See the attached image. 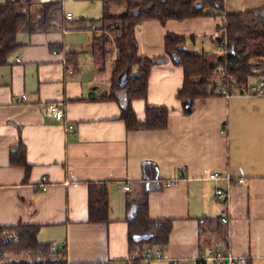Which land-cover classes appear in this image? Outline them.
<instances>
[{"label": "crops", "instance_id": "0c3cea01", "mask_svg": "<svg viewBox=\"0 0 264 264\" xmlns=\"http://www.w3.org/2000/svg\"><path fill=\"white\" fill-rule=\"evenodd\" d=\"M226 6L227 13H240L263 7L264 0H227ZM64 11L71 13L66 6ZM223 20L146 22L136 32L139 54L165 55L168 33L187 37L188 51V41H214ZM75 22L58 23L48 33L19 34L20 49L0 67V228L38 226V240L65 249L72 264H126V204L148 183L156 187L149 194L151 217L173 220L162 257L152 251L149 264H218L207 259L209 250L264 264V96L226 98L219 90L186 114L176 97L182 69L169 60L153 66L147 101L133 103L139 120L147 107L168 108L167 127L128 130L118 102L101 99L111 81L92 54L94 26ZM66 50L79 55L76 68L67 67ZM52 102L65 109L64 121L44 113ZM21 143L28 169L11 164ZM213 171L231 176L227 205L216 191L227 190L228 183L210 180ZM90 183L108 184L109 224L89 222ZM205 217L229 218L222 222L225 244L218 243L220 224L200 227Z\"/></svg>", "mask_w": 264, "mask_h": 264}, {"label": "trees", "instance_id": "16d2710c", "mask_svg": "<svg viewBox=\"0 0 264 264\" xmlns=\"http://www.w3.org/2000/svg\"><path fill=\"white\" fill-rule=\"evenodd\" d=\"M75 1L102 3L103 14L100 19L89 22L82 18L76 20L75 25L78 27L90 23L94 26L91 48L97 65L103 70L108 61L112 62L111 90L101 99L118 102L123 110L122 120L128 130H161L168 125L169 109L166 107H147L143 120H139L133 110L135 101H147L151 70L157 64L171 60L182 69L183 80L176 97L183 107L186 101H190V107H184L186 114L192 111L197 101L212 98L220 90V83L213 78V73L216 66L224 61L219 60V54L190 53L186 49L185 36L168 33L165 36V55L142 57L136 32L146 22L155 21L166 25L169 21L221 16L224 20L218 27L215 42L220 46L227 45L226 80H232L228 89L241 91L249 79L264 75V6L240 13H227L225 0ZM118 9L122 10L118 12ZM64 12L63 0H5L0 3V67L8 65L11 57L20 49L19 34L48 33L58 23L63 27L70 22ZM113 51L117 53L114 59ZM67 55V67L73 65L76 68L79 55L72 52ZM11 164L28 169L26 146L23 143L13 149ZM88 188L89 222L109 224L108 184L90 183ZM155 188L145 183L127 201L125 220L128 224L129 259L125 261L126 264H143L147 250L163 253L169 244L173 220L155 219L150 215L149 194ZM210 222L218 226L220 224L221 227L216 230L221 237L218 243L225 244L227 228L222 224L221 217H205L199 221L200 227ZM6 230L16 234L19 240L15 242L4 235ZM38 233L39 227L34 225L19 224L0 228V264H72L66 259L65 249H53V244L41 243Z\"/></svg>", "mask_w": 264, "mask_h": 264}, {"label": "built area", "instance_id": "2783aa9c", "mask_svg": "<svg viewBox=\"0 0 264 264\" xmlns=\"http://www.w3.org/2000/svg\"><path fill=\"white\" fill-rule=\"evenodd\" d=\"M43 2L49 1V0H42ZM66 19L68 21H73L74 16L72 13H67L66 14ZM220 55H224L225 57L222 59L224 62L223 64H218L214 70L213 73V78L220 83V93L226 98L232 97L234 95H243V96H264V75L260 74L255 77V80L252 81V78L249 79L248 83L244 85L241 89V91H232L228 89V86L232 83V80H226V72H227V57H228V52H227V45H223L219 47ZM70 50H66L65 54H68ZM55 54L58 53L57 51L54 52ZM17 62H20V58L16 59ZM255 72H259L258 70H255ZM23 100H26V97L23 96ZM44 113L47 116L53 117L56 119L58 122L64 121L65 118V109L62 107L61 104L57 103H48L45 106ZM67 131L72 133L74 130L73 125H68L67 126ZM209 179L210 180H219V179H224L228 183V189L224 190L222 188H219L216 191L217 198L219 200H222L226 205L227 203L229 204V196H230V189H231V176H223L220 172L218 171H213L209 174ZM238 183H243L245 180L243 178H239ZM47 187L45 186L43 190H46ZM125 191L128 192L130 191V187L126 186ZM222 222L225 224L229 223V218L228 217H223ZM4 235H6L8 238L12 239L13 241L17 242L19 240V237L14 234L13 232L6 230L4 232ZM53 249H56L55 246H53ZM63 250V249H61ZM158 257H162V253L158 252L157 253ZM154 257V253L152 250H147L146 255H145V261L143 264H149L152 258ZM67 259V257H66ZM207 259L218 263V264H246L247 263V258L244 256H237L232 253H224L220 250H209L207 252ZM68 261V260H67Z\"/></svg>", "mask_w": 264, "mask_h": 264}, {"label": "rangeland", "instance_id": "374dc122", "mask_svg": "<svg viewBox=\"0 0 264 264\" xmlns=\"http://www.w3.org/2000/svg\"><path fill=\"white\" fill-rule=\"evenodd\" d=\"M42 1V0H40ZM64 2V6H66L67 11H70L73 16H74V20L73 22H75L76 20L82 19V18H86L88 19V21L90 22L91 20H97L100 19L102 17L103 14V6L102 3L100 1L97 2H87V1H75V0H63ZM225 2V10H227V0L224 1ZM122 9H118L117 11H121ZM227 12V11H226ZM220 17H216L217 20L220 23ZM76 22L72 25H75ZM87 25H91L90 23H86ZM188 46H189V52L193 53V54H198V53H206V54H211V52H216V49L218 50V53H220L219 47L216 46V42L215 39L214 41L210 40V39H199L196 41V44H194L191 41H188ZM187 49V47H186ZM188 50V49H187ZM204 50V51H203ZM211 50H215V51H211ZM116 51H113V57L116 58ZM101 63V62H100ZM102 66H104L101 63ZM106 67V68H105ZM104 67L103 70H106L105 72H103V70L101 71L103 74H105L108 78L110 76V72L112 69V62L108 61L106 63V66ZM255 78L252 77V81H254ZM17 258H19V256H17Z\"/></svg>", "mask_w": 264, "mask_h": 264}, {"label": "water", "instance_id": "95a60500", "mask_svg": "<svg viewBox=\"0 0 264 264\" xmlns=\"http://www.w3.org/2000/svg\"><path fill=\"white\" fill-rule=\"evenodd\" d=\"M224 57H225L224 55H220L219 60H222ZM184 107L186 109H188L190 107V101L189 100L185 102Z\"/></svg>", "mask_w": 264, "mask_h": 264}]
</instances>
